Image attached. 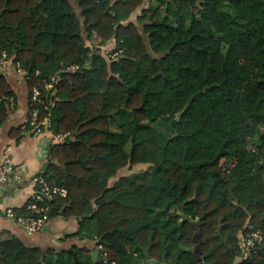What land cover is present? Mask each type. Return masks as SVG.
Here are the masks:
<instances>
[{
  "label": "trees",
  "instance_id": "trees-1",
  "mask_svg": "<svg viewBox=\"0 0 264 264\" xmlns=\"http://www.w3.org/2000/svg\"><path fill=\"white\" fill-rule=\"evenodd\" d=\"M75 1L84 22L70 0H0V52L31 94L54 80L40 121L70 136L41 172L68 191L50 217L78 218L70 238L102 239L106 262L0 236V264H147L151 238L159 264H235L240 234L264 231V0H157L135 21L145 0ZM112 39L115 59L87 46ZM11 96L0 76V126ZM137 165L149 168L111 184ZM239 264H264V242Z\"/></svg>",
  "mask_w": 264,
  "mask_h": 264
},
{
  "label": "crops",
  "instance_id": "crops-1",
  "mask_svg": "<svg viewBox=\"0 0 264 264\" xmlns=\"http://www.w3.org/2000/svg\"><path fill=\"white\" fill-rule=\"evenodd\" d=\"M70 1L74 5L79 18L84 22L81 7L75 0ZM156 5L157 0H145L143 6L133 15L132 21L136 20L141 14L142 9L155 8ZM93 44H98L96 46L100 47L106 57L109 53H114L116 47L114 39L106 43L98 41L90 43V41H87V46L92 47ZM2 55L0 52V76L5 79L14 96L8 98L9 111L6 119L0 126V163L6 155H10L13 164L21 171L24 180L19 184H15V190L11 191L9 188H0V236L2 238L13 236L27 247L41 248L45 251L53 249L61 252L72 249L74 246L87 247L93 251L96 247H90L92 242L70 238V236L75 235L80 229V221L76 217H65L62 214L52 218L44 231L29 236L23 231L21 225L16 220L7 216L9 209H23L34 197L38 186L32 179L44 171V167L48 162L50 146L63 142H59L57 139L59 136L53 134L48 128H44L43 132L36 136L24 133L21 127H23L32 108L31 89L29 87L27 72L12 60H9L6 66L1 65ZM136 167L127 168L134 169ZM125 169L119 171V178L130 176L125 175ZM116 178L111 180V184H114L119 179L116 180ZM170 216L173 215L170 214ZM97 242H95V245ZM240 262L241 260L238 255L235 264H239Z\"/></svg>",
  "mask_w": 264,
  "mask_h": 264
},
{
  "label": "built area",
  "instance_id": "built-area-1",
  "mask_svg": "<svg viewBox=\"0 0 264 264\" xmlns=\"http://www.w3.org/2000/svg\"><path fill=\"white\" fill-rule=\"evenodd\" d=\"M121 54L122 51L114 52L110 58H118ZM7 63H9V59L4 53L2 55L1 65L6 66ZM76 69L77 67H72V70ZM44 91L46 92L45 96L43 93ZM48 95H51L52 97L56 95L53 79L50 82L44 81L43 88L35 87L32 90L31 112L22 127L25 134L36 136L41 134L44 128L51 129L50 114L40 121V114L42 111L41 106L44 107V111L48 112L50 110V107L45 100ZM2 102L3 99H0V104ZM69 136L70 134L66 133L57 137V139L59 142H65ZM23 180L22 173L13 164L11 156L6 155L0 163V188H9L11 191L15 190V184H19ZM32 180L38 186V189L32 198L34 202H31L28 205L30 214L27 216L17 217L12 209L7 211V216L16 220L21 225L23 231L29 236H33L44 231L50 223V203L53 202L55 198H66L68 196L66 188L51 184L48 179L42 175V173L35 176ZM263 242L264 231L262 229H258L251 233H241L238 242V248L240 251L239 257L241 262L250 259Z\"/></svg>",
  "mask_w": 264,
  "mask_h": 264
},
{
  "label": "water",
  "instance_id": "water-1",
  "mask_svg": "<svg viewBox=\"0 0 264 264\" xmlns=\"http://www.w3.org/2000/svg\"><path fill=\"white\" fill-rule=\"evenodd\" d=\"M224 145L225 143L222 145V154H224L226 151L224 150ZM236 204V203H235ZM194 230H195V235H194V238H193V242L196 246V249H195V253L197 254V258H198V261L201 262V257L199 255V247H198V244H199V241H200V233H199V226L197 224H194ZM221 234V233H220ZM222 237V236H221ZM223 238V237H222ZM225 241V240H224ZM102 242V239H100L96 245H100V243ZM152 246H153V238L150 239V244H149V247L147 249H144V253H145V256L148 260V263L147 264H159L157 263L156 261H154L151 257V249H152ZM92 260L94 262H96L97 260L99 262H106V260L101 256L100 252L97 250V249H94L92 251ZM162 264H167V261H166V258H164L163 260V263ZM173 264H178V258L176 259L175 263Z\"/></svg>",
  "mask_w": 264,
  "mask_h": 264
},
{
  "label": "rangeland",
  "instance_id": "rangeland-1",
  "mask_svg": "<svg viewBox=\"0 0 264 264\" xmlns=\"http://www.w3.org/2000/svg\"><path fill=\"white\" fill-rule=\"evenodd\" d=\"M182 106L178 105V104H173L171 105V108L169 109L168 113L166 114V118L169 122H172V120L174 119V117L178 118V116L180 115V111H181ZM254 141V139H253ZM149 168L148 165H137L136 168L134 169H130V168H126L125 169V175H133L132 173H140L143 172L145 170H147ZM119 178V176L116 178V180ZM114 183V182H112ZM91 248H95L98 249V246L95 245V242H92Z\"/></svg>",
  "mask_w": 264,
  "mask_h": 264
},
{
  "label": "flooded vegetation",
  "instance_id": "flooded-vegetation-1",
  "mask_svg": "<svg viewBox=\"0 0 264 264\" xmlns=\"http://www.w3.org/2000/svg\"><path fill=\"white\" fill-rule=\"evenodd\" d=\"M224 243L226 244L227 247H229V244H228V242L226 240L224 241ZM197 260H198V258H197Z\"/></svg>",
  "mask_w": 264,
  "mask_h": 264
}]
</instances>
